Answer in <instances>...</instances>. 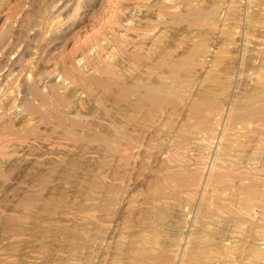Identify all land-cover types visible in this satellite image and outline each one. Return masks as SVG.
Listing matches in <instances>:
<instances>
[{
	"label": "rangeland",
	"instance_id": "1",
	"mask_svg": "<svg viewBox=\"0 0 264 264\" xmlns=\"http://www.w3.org/2000/svg\"><path fill=\"white\" fill-rule=\"evenodd\" d=\"M0 264H264V0H0Z\"/></svg>",
	"mask_w": 264,
	"mask_h": 264
},
{
	"label": "bare ground",
	"instance_id": "2",
	"mask_svg": "<svg viewBox=\"0 0 264 264\" xmlns=\"http://www.w3.org/2000/svg\"><path fill=\"white\" fill-rule=\"evenodd\" d=\"M65 78H66V77H65ZM99 78H100V77H99ZM109 79H110V78H109ZM147 81H148V80H147ZM106 91H107V90H106ZM148 94H150V93L148 92ZM151 94L153 95V93H151ZM119 95H120V94H119ZM152 95H151V96H152ZM199 104H200V103H199Z\"/></svg>",
	"mask_w": 264,
	"mask_h": 264
}]
</instances>
